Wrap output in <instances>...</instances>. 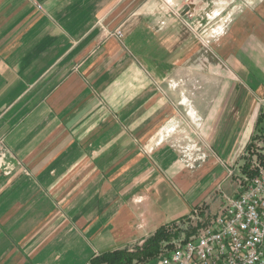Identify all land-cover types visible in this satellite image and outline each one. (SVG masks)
<instances>
[{"label":"crops","instance_id":"1","mask_svg":"<svg viewBox=\"0 0 264 264\" xmlns=\"http://www.w3.org/2000/svg\"><path fill=\"white\" fill-rule=\"evenodd\" d=\"M263 111L264 0H0V264L142 245Z\"/></svg>","mask_w":264,"mask_h":264},{"label":"built area","instance_id":"2","mask_svg":"<svg viewBox=\"0 0 264 264\" xmlns=\"http://www.w3.org/2000/svg\"><path fill=\"white\" fill-rule=\"evenodd\" d=\"M254 143L243 157L247 171L239 167L245 173L238 190L189 238L163 250L158 264H264V142Z\"/></svg>","mask_w":264,"mask_h":264},{"label":"trees","instance_id":"3","mask_svg":"<svg viewBox=\"0 0 264 264\" xmlns=\"http://www.w3.org/2000/svg\"><path fill=\"white\" fill-rule=\"evenodd\" d=\"M257 125V135L248 145L246 152L252 149L255 141H264V111ZM179 221L185 223L186 220L180 219ZM179 221H173L172 224L161 226L154 235L144 241L142 246H136L134 249L129 247L127 249H113L100 253L98 256L92 258L89 264H143L150 259L160 256L166 248L172 247L173 241L181 240L183 236L186 239L189 238L195 230L201 228L203 225L200 222L195 224L188 218L187 229L181 227L178 229L177 223ZM181 235L183 236L181 237Z\"/></svg>","mask_w":264,"mask_h":264},{"label":"rangeland","instance_id":"4","mask_svg":"<svg viewBox=\"0 0 264 264\" xmlns=\"http://www.w3.org/2000/svg\"><path fill=\"white\" fill-rule=\"evenodd\" d=\"M258 138H259V136H258ZM258 142L256 141L254 143V145H256L257 147L259 146ZM195 155H197V154L195 153ZM240 157H241L240 155L235 156L233 161L239 160ZM203 160L204 159L195 158V157L192 159L185 158L184 160L179 161V162H181V163H179V165L181 166V168H186V169L188 166H193V169L195 171L196 169H199L200 166L205 164L206 160H204V161ZM232 162L228 163V165L233 166L234 162L233 163ZM240 165L241 166L244 165V167H245L244 170L247 171L246 160H242V164H240ZM245 171L241 172V170L239 168H236L233 170L230 167V169L227 170L226 178L220 183L219 187L216 188V191H213L212 194H210V196H208L207 201L205 203H201L199 206L194 208L192 210V212L189 215H187V218H184L186 220L185 223L180 222L178 220L179 221L177 223L178 229L180 227L185 229L186 225L188 224V222H187L188 218H189V220H191L195 224L200 222L201 225H202V223L204 224L207 221L211 220L212 217H214V215H216V213H218L225 206L226 202L224 201L225 200L224 197H231L238 190L239 181L241 180V177H243V173H245ZM225 184L231 186L230 191H228L226 189ZM181 220H183V219H181ZM179 231H181V230H179ZM182 236L183 235H181V237ZM182 239H186V237L183 236ZM142 245H133V246H130L129 248L134 249V247L142 246ZM119 249H127V248H119ZM172 249H173V247H170L168 250H172ZM159 258H160V256L153 258V259H150L149 261L144 262L143 264H158Z\"/></svg>","mask_w":264,"mask_h":264}]
</instances>
